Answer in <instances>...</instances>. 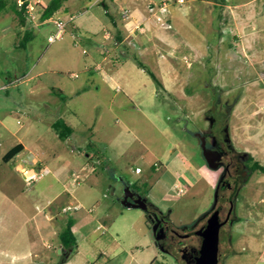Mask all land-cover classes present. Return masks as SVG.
<instances>
[{"label": "rangeland", "instance_id": "374dc122", "mask_svg": "<svg viewBox=\"0 0 264 264\" xmlns=\"http://www.w3.org/2000/svg\"><path fill=\"white\" fill-rule=\"evenodd\" d=\"M49 2L42 0L25 25L13 11L0 16V264L62 263L60 233L69 216L75 220L78 245L64 264H179L158 246L147 211L124 204L125 183L161 204L175 227L201 220L216 200L225 171L206 155L210 139L203 133L209 130L205 114L215 103L221 110L228 104L225 136L233 146L264 164V45L258 61L249 59L245 52L250 55L252 45L227 30L225 12L200 5L198 12L185 13L177 28L160 33L177 38L175 45L166 40L163 48L191 55V66L179 57L177 76L149 67L160 75L157 83L149 69L140 68L135 53L117 47L112 38L105 43L104 68L116 81L108 82L100 70H88L96 65L89 57L90 36L74 30L71 14L83 13L75 22L84 25L93 13L109 24L112 13L93 0H69L70 11L62 9L44 21L43 7ZM114 11L121 21L119 10ZM55 20L66 22V32L51 43ZM192 23L200 33L190 28ZM108 26L114 32L115 25ZM27 29L32 38L20 46ZM161 61L171 64L166 53ZM83 88L89 90L79 93ZM60 118L72 126L71 137L62 139L54 129ZM19 142L26 149L6 161V153ZM30 152L50 169L32 184L20 171V158ZM87 153L101 158L95 171L92 164L82 169ZM71 170L81 175L74 196L83 207L49 220L45 213L59 205ZM247 176L236 202L240 220L232 231L238 256L228 261L254 264L262 240L246 232L252 226L264 233V202L257 201V192H264V170ZM177 180L185 192L175 187ZM86 190L91 196L85 199Z\"/></svg>", "mask_w": 264, "mask_h": 264}, {"label": "crops", "instance_id": "0c3cea01", "mask_svg": "<svg viewBox=\"0 0 264 264\" xmlns=\"http://www.w3.org/2000/svg\"><path fill=\"white\" fill-rule=\"evenodd\" d=\"M163 1L170 2V11L169 13L165 14V22H159L157 20V13L159 11V5ZM94 3L99 4L101 3L105 11H110L112 15H109L113 21L111 23L115 25L113 27L115 30L112 32L109 30V24H106L100 17L98 13H93L89 19H86L85 24H77L75 21H77L78 18H80L83 13L79 14H71L74 18L73 27L74 30H78L79 32H82L81 34H86L89 37L88 45L90 46V52L89 57L94 60L96 65L94 66V69L92 70L89 68L88 70L90 73L100 70L103 74L106 81H116L114 76L107 70H105L104 65L106 61L108 60V52L109 48L106 46L107 39H115L117 47L126 46L129 47L130 51L135 53L136 59L140 60L144 67L140 68L143 71H151L150 73H153L156 75V77H159L160 75L156 73L155 70H152L149 67H153L161 74H172L177 76L179 73V68L177 67V60L179 57H183L188 61V65L191 66L192 60L191 55H183L179 56L177 54V50L175 47H169V48H163L165 43L167 44L166 40H168L172 45H175L176 37L171 36L169 32L168 35H160L162 33L161 31L171 30L175 26L178 27V24L180 22H183L185 19L183 16L186 14H189L188 12H198V8L200 5L203 6H210L215 11H224L227 19H229L230 23L229 26L226 27L229 32L234 31V34H239L243 38L244 45L247 41H249L250 45H252V48L250 49V55L249 50H247L245 53L251 60H259V51L261 44L264 45V0H225L224 2H220L217 0H185L183 3H179L177 0H93ZM189 5V9L187 11V6ZM114 10H119L121 21L117 18L118 14L115 13ZM127 10L129 15L127 17H123L122 11ZM181 10L182 14H177V11ZM190 10V11H189ZM65 11H70L67 6H65ZM110 13V14H111ZM108 15V14H107ZM78 16V17H77ZM192 21V20H191ZM119 22H121L119 26ZM91 27V28H90ZM112 27V26H111ZM122 28V30H121ZM190 28H193V30L200 33L199 27L197 25L191 24ZM225 30V31H227ZM117 31V32H116ZM103 32V36L102 35ZM167 32V31H166ZM86 36V37H88ZM194 40L197 41L195 38H191L190 42L195 44ZM92 41L99 42V46H94ZM98 45V44H97ZM126 49V48H125ZM162 49L165 51L163 52ZM243 49H246L243 47ZM89 50V49H88ZM128 50V51H129ZM165 53L167 56L170 57L171 64L169 63H162V58H165ZM198 53H196L197 55ZM198 56V55H197ZM200 55L198 56V58ZM197 58V57H196ZM200 59V58H199ZM202 59V57H201ZM194 60V59H193ZM226 70V68H224ZM226 75V73H223V75ZM162 82H164V86L166 89L167 86L165 84L164 79H162ZM55 89L56 87H52ZM88 88H83L80 90L79 93H84L88 91ZM60 91L63 92V90L60 88ZM74 133V130H73ZM72 133V134H73ZM72 136V135H71ZM70 136V137H71ZM24 145V149H26V146L23 142H19ZM14 147V146H13ZM86 156L88 157L89 161L82 165V169H85L89 165H94L91 170H94V167L98 161H100L101 158L97 157L94 159L93 156H91L90 153H87ZM39 163L41 164L39 168L43 169V174L49 172V168L45 165V162L41 159H38ZM139 167V166H137ZM136 167V168H137ZM157 169V168H156ZM71 173V174H70ZM69 174L64 178V187L65 191L60 194V200L56 201V205L53 207L51 219H54L57 217V215L62 212V208L64 206H67L69 204H75L79 206L80 209L83 207L82 203L78 201V197L74 196V193L76 192L77 185L73 184V173H77L76 170H71ZM79 174V173H78ZM81 183V182H80ZM126 184V183H125ZM177 185H181L180 181H175L174 185L176 187ZM73 188H71V187ZM131 188V187H130ZM91 189L92 186H91ZM91 192L85 191L84 192V198H89L91 196ZM259 196L258 203L263 204L264 202V192L260 191L257 192ZM258 197V196H257ZM125 195L122 199L124 202ZM130 201V200H129ZM63 202V204L61 203ZM70 202V203H69ZM156 202V201H155ZM125 204V203H124ZM155 204V203H154ZM159 208H161V204H156ZM141 207V206H140ZM63 213V212H62ZM264 213V211H260V214ZM57 214V215H56ZM49 219V218H48ZM49 219V220H51ZM73 231L75 232V229L73 227ZM248 235L252 236L256 240H262L261 245H257L256 250L258 252V258L254 264H264V233H261L257 227H250L249 231L246 232ZM63 249V248H62ZM239 250H236L233 247L232 253L227 257L225 264H246V262H229L228 259L232 257H236L237 252ZM72 252V251H71ZM71 254V253H70ZM70 255L68 256L67 260L69 259Z\"/></svg>", "mask_w": 264, "mask_h": 264}, {"label": "flooded vegetation", "instance_id": "af4514ba", "mask_svg": "<svg viewBox=\"0 0 264 264\" xmlns=\"http://www.w3.org/2000/svg\"><path fill=\"white\" fill-rule=\"evenodd\" d=\"M225 106L221 110L218 108V103H215L205 114L209 130L203 133L210 139L206 151L207 158L214 165H223L225 171L216 200L201 220L185 228L175 227L161 208L153 204L136 186L131 185L132 194L129 200L138 203L147 211L148 219L156 230L158 246L174 256L179 264H195L204 240L200 231L208 227L215 213L220 224L219 264H225L227 257L233 251L232 231L234 224L240 220L236 214L238 192L247 181V174L251 169L246 164L248 154L237 150L233 144L230 145L231 143L225 140L230 111L228 104Z\"/></svg>", "mask_w": 264, "mask_h": 264}, {"label": "trees", "instance_id": "16d2710c", "mask_svg": "<svg viewBox=\"0 0 264 264\" xmlns=\"http://www.w3.org/2000/svg\"><path fill=\"white\" fill-rule=\"evenodd\" d=\"M69 0H50V2L43 7L42 11V20H48L53 17L56 13L60 10L64 9L66 3ZM225 0H220V2H224ZM19 0H0V16L5 14L6 12L13 11L16 13L21 23L24 25L26 24L27 19H29L28 14L26 12V7L20 6L18 4ZM32 38V31L27 29L23 39L20 42V46H25L27 42ZM139 66L144 67V64L136 59ZM153 78L156 80L157 83H160L159 79L156 77L155 74L151 73ZM53 127L62 139H66L70 137L73 133V128L70 126L64 119L60 118L53 122ZM24 149V145L22 143L16 144L12 147L5 155L4 159L9 161L15 158L19 153H21ZM248 154V159L246 161L247 166L252 170H256L261 168L264 170V164H261L258 160L254 159L253 155L250 153ZM75 225V220L72 216L68 217L66 222V226L60 233V241L62 244L63 250H68L70 248H75L78 245V238L76 233L73 231V227Z\"/></svg>", "mask_w": 264, "mask_h": 264}, {"label": "built area", "instance_id": "2783aa9c", "mask_svg": "<svg viewBox=\"0 0 264 264\" xmlns=\"http://www.w3.org/2000/svg\"><path fill=\"white\" fill-rule=\"evenodd\" d=\"M179 3H183L185 0H177ZM41 2L42 0H19L18 4L20 6H24L26 7V12L28 14L29 18H34L36 16L37 13V8L38 6H41ZM170 11V2L168 1H163L160 5H159V11L156 15L157 20L159 22H165V14L169 13ZM124 15L127 17L129 15L128 11L125 10L123 11ZM74 18L72 17V20ZM47 21V20H45ZM55 24L57 25V31L49 36V41L51 43L55 42L56 40L62 39L65 32H66V22L62 21V20H55ZM6 87V86H4ZM21 164L20 165L21 169L20 171L24 174L25 179L27 181L28 184H32L36 179H38L42 174H43V169L39 168L36 166V164L38 163V160L36 159L35 155L30 152L28 153L26 156L21 157ZM155 166H158V163H155ZM38 168L36 170V168ZM142 169L141 167H137L136 171L140 172ZM81 182V175L78 173H73V184L74 185H79ZM176 187L179 188V192L183 193L186 191V189L183 186L177 185ZM79 208V206L75 205V204H69L67 206H64L62 208V212L63 213H67L72 209H77ZM46 217L51 219L52 215H50V212H46ZM100 227V226H99ZM62 248V245L61 247Z\"/></svg>", "mask_w": 264, "mask_h": 264}, {"label": "water", "instance_id": "95a60500", "mask_svg": "<svg viewBox=\"0 0 264 264\" xmlns=\"http://www.w3.org/2000/svg\"><path fill=\"white\" fill-rule=\"evenodd\" d=\"M225 140L230 142L232 141L230 137L225 136ZM132 194V189L129 184H125V198L124 203L128 206H141L134 201H129V196ZM142 207V206H141ZM217 213H215L208 225L207 228L200 231L204 236L203 244L200 250V255L196 258L195 264H219V228L220 224L218 223ZM73 248L63 251L62 248L59 249V252L62 254L61 262H66L68 256L70 255Z\"/></svg>", "mask_w": 264, "mask_h": 264}]
</instances>
